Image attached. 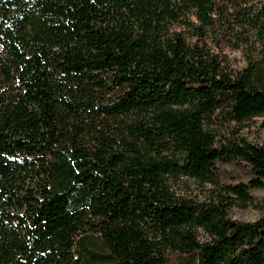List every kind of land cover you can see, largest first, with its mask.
<instances>
[{
  "label": "trees",
  "instance_id": "obj_1",
  "mask_svg": "<svg viewBox=\"0 0 264 264\" xmlns=\"http://www.w3.org/2000/svg\"><path fill=\"white\" fill-rule=\"evenodd\" d=\"M254 6L0 0V264H264V40L242 68L210 42L264 38Z\"/></svg>",
  "mask_w": 264,
  "mask_h": 264
},
{
  "label": "rangeland",
  "instance_id": "obj_2",
  "mask_svg": "<svg viewBox=\"0 0 264 264\" xmlns=\"http://www.w3.org/2000/svg\"><path fill=\"white\" fill-rule=\"evenodd\" d=\"M252 3H254V7L257 8L260 4V0H252ZM231 21L233 24V31L231 27L228 26L229 22L223 21V24H217V31L216 33H212L213 40L210 42L216 51L222 52L230 59L234 68H242L247 65L246 54L249 53L250 46L260 47L264 38L256 34L255 30L248 28V26L244 27L237 25L232 18ZM243 41L247 42L248 48L243 44ZM237 45H240V47L236 48ZM241 135L252 142H262L264 138L258 125L246 128L241 132ZM221 166L234 174H238L244 178L248 177V173L243 169L235 168L229 164H222ZM210 188L211 185H201L194 179L186 177L178 184L174 185V191L178 195L200 201L209 199ZM263 194V192H258L257 195L261 197ZM230 215L232 218L241 221H255L262 216V213L252 207H233Z\"/></svg>",
  "mask_w": 264,
  "mask_h": 264
}]
</instances>
